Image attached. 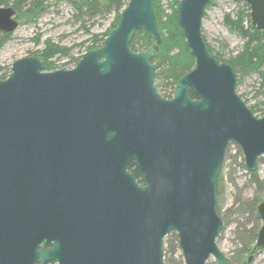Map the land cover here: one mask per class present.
<instances>
[{"label": "water", "instance_id": "95a60500", "mask_svg": "<svg viewBox=\"0 0 264 264\" xmlns=\"http://www.w3.org/2000/svg\"><path fill=\"white\" fill-rule=\"evenodd\" d=\"M246 2L264 38V0ZM208 3L175 6L195 65L171 98L154 84L160 31L152 0H128L103 44L70 69L45 70L37 56L12 63L0 79V264H164L170 232L185 264L210 256L230 264L215 242L217 178L230 142L247 172L257 170L264 111L253 114L233 67L208 52ZM18 26L15 9L0 6V32ZM138 30L154 43L142 51L130 47ZM257 213L259 251L264 197Z\"/></svg>", "mask_w": 264, "mask_h": 264}, {"label": "rangeland", "instance_id": "374dc122", "mask_svg": "<svg viewBox=\"0 0 264 264\" xmlns=\"http://www.w3.org/2000/svg\"><path fill=\"white\" fill-rule=\"evenodd\" d=\"M14 1L7 0V4L1 6H12ZM74 2L78 3L79 0H46V5L35 22H21L0 49V74L8 75L12 63L17 59L35 57L33 54L43 50L46 41L64 48L67 53L65 56L56 55L53 58L55 69L74 67V59L85 53L91 45L92 35L103 34L116 15L115 10H101L97 13H92L85 7L77 10ZM243 5L242 2L234 0H216L206 9L202 20L201 35L204 41L215 52L221 53L224 59L236 56L243 49L245 40L224 21L226 14L234 20L242 8L245 10ZM162 6L166 13L170 12L166 1L162 2ZM260 71L264 73V66ZM235 73L236 92L248 107H258L255 116L260 117L264 111V89L260 87L259 73H246L240 68H235ZM170 83L163 78L160 82L154 80L161 95H172L173 88ZM239 154L241 150L228 147L220 171L219 193L216 194L222 229L215 242L228 259L239 254L244 244L250 243L253 250L255 239L252 234L262 224L259 217H256L254 206L264 197V155L257 162L255 174L259 179L258 183L250 173L244 171V162L240 160ZM162 251L164 264H185L176 232H170L163 238ZM206 264H215L214 257L210 256ZM250 264H264V248L253 255Z\"/></svg>", "mask_w": 264, "mask_h": 264}, {"label": "trees", "instance_id": "16d2710c", "mask_svg": "<svg viewBox=\"0 0 264 264\" xmlns=\"http://www.w3.org/2000/svg\"><path fill=\"white\" fill-rule=\"evenodd\" d=\"M166 1L168 4V9L170 12L166 13L163 9L162 2ZM179 0H152L154 13L158 23L160 31V42L156 46V51L151 62H157L158 68L155 71L154 79L160 82V79L169 80L172 85V94L174 91L176 81L185 73L190 71L194 67V58L191 55L189 48L185 43V38L181 27L178 24L177 14L175 12V5ZM216 0H210L207 7L215 3ZM236 2H242L246 8H242L234 20H232L229 14L224 16L225 23L229 26L230 29L236 31L242 39L245 40L243 44V49L236 56L224 59L221 53L215 52L211 49L207 43L206 47L208 52L218 61L226 62L235 68H240L244 72L257 71L261 78V89H264V73L260 71V68L264 66V38L261 35V32L252 26L250 21V8L246 0H234ZM127 1L123 0H79V2H74L73 4L77 10H81L83 7L90 10L92 13L103 11L115 10V19L111 26L103 34H94L91 37V45L87 47V50L97 48L102 45L104 38L107 36L109 30L114 28L117 25L118 18L122 9L126 6ZM7 0H0V6L6 5ZM45 0H15L12 4V7L16 11V18L19 23L21 22H35L39 14L43 11L45 7ZM23 7H26L22 10ZM244 11L246 13H244ZM243 12V13H242ZM246 19V20H245ZM1 33V32H0ZM0 36V49L5 44L7 39L10 37L11 33H1ZM153 41L148 36L144 30H138L135 32V35L130 43V47L134 51H142L149 48L153 45ZM86 50V51H87ZM66 50L57 45L52 44L49 41L45 42V47L40 52H35L33 55L40 57L44 61L45 70H54L55 62L53 58L58 56H65ZM77 57L75 64L77 63ZM1 71V68H0ZM7 76L0 74V79H3ZM167 85V84H166ZM165 85V86H166ZM159 86L156 85V88ZM189 95L192 98L196 96L192 91H189ZM165 98H170L171 96L162 95ZM264 106V103H262ZM250 109L254 114L258 111L257 106H251ZM129 170L135 175L136 179H139V173L133 163H130ZM255 180L259 183V179L255 173H251ZM219 179L220 174L217 179L216 185V194L219 193ZM257 201V203H259ZM254 205V204H253ZM258 205V204H257ZM216 211L219 212V209L216 204ZM254 211L256 217L257 206H254ZM256 233L252 234V238L256 239ZM252 240V239H251ZM250 240V242H251ZM252 247L250 243L244 244L243 248L240 249L239 254L228 259L230 264H241L244 262L252 252ZM47 264H55L54 262H48Z\"/></svg>", "mask_w": 264, "mask_h": 264}, {"label": "flooded vegetation", "instance_id": "af4514ba", "mask_svg": "<svg viewBox=\"0 0 264 264\" xmlns=\"http://www.w3.org/2000/svg\"><path fill=\"white\" fill-rule=\"evenodd\" d=\"M1 33H4V32H1ZM185 43H186V42H185ZM205 43H206V42H205ZM191 55H192V54H191ZM193 58H194V57H193ZM219 62H220V61H219ZM221 63H226V62H221ZM227 64H228V63H227ZM194 65H195V59H194ZM229 65H230V64H229ZM230 66H231V65H230ZM232 67H233V66H232ZM193 68H194V67H193ZM193 68H192V69H193ZM192 69H191V70H192ZM233 69H234V68H233ZM191 70H190V71H191ZM234 71H235V70H234ZM188 72H189V71H188ZM188 72H187V73H188ZM185 74H186V73H185ZM183 75H184V74H183ZM236 85H237V84H236ZM189 91H192V90H189ZM192 92H193V91H192ZM188 94H189V92H188ZM193 94H194V93H193ZM189 96H190V95H189ZM239 96H240V95H239ZM240 97H241V96H240ZM191 98H192V97H191ZM195 98H197V97H195ZM195 98H194V99H195ZM241 99H242V97H241ZM242 100H243V99H242ZM130 163H133V162H130ZM130 163H129V165H130ZM133 164H134V163H133ZM129 165H128V170H129ZM135 167H136V166H135ZM129 171H130V170H129ZM134 176H135V175H134ZM135 178H136V177H135ZM136 180H137L138 182H140V178H139V179H136ZM254 252H255V251L252 250V252H251L250 254H248V256H250V255L253 254ZM248 256H247V257H248ZM52 262H54V261H52ZM54 263L56 264V262H54ZM242 263H243V262H242Z\"/></svg>", "mask_w": 264, "mask_h": 264}, {"label": "bare ground", "instance_id": "6f19581e", "mask_svg": "<svg viewBox=\"0 0 264 264\" xmlns=\"http://www.w3.org/2000/svg\"><path fill=\"white\" fill-rule=\"evenodd\" d=\"M179 1H180V0H179ZM179 1H178V2H179ZM178 2H177V3H178ZM176 5H177V4H176ZM176 5H175V6H176ZM11 7H12V6H11ZM220 171H221V170H220ZM219 174H220V172H219ZM218 176H219V175H218ZM217 179H218V178H217Z\"/></svg>", "mask_w": 264, "mask_h": 264}]
</instances>
